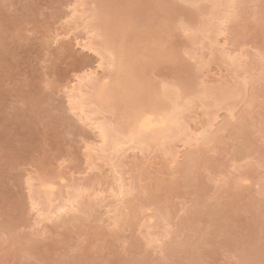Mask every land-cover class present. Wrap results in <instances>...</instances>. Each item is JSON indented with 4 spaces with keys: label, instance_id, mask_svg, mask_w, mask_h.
<instances>
[{
    "label": "rangeland",
    "instance_id": "374dc122",
    "mask_svg": "<svg viewBox=\"0 0 264 264\" xmlns=\"http://www.w3.org/2000/svg\"><path fill=\"white\" fill-rule=\"evenodd\" d=\"M213 2L0 0V264H264V0L232 1L225 33L216 23L199 38ZM109 48L131 66L110 65ZM122 83L139 87L122 93L128 105L112 92ZM220 83L240 94L197 96ZM107 84L122 109L108 93L99 110ZM168 85L184 95L190 134L102 153L94 123L121 130L135 106L168 105ZM121 174L134 189L114 196ZM45 179L59 181L53 203ZM76 192L80 202L59 214Z\"/></svg>",
    "mask_w": 264,
    "mask_h": 264
},
{
    "label": "bare ground",
    "instance_id": "6f19581e",
    "mask_svg": "<svg viewBox=\"0 0 264 264\" xmlns=\"http://www.w3.org/2000/svg\"><path fill=\"white\" fill-rule=\"evenodd\" d=\"M201 1V0H200ZM207 1V0H206ZM218 2V0H214V7L215 8H217V10H216V12H214V13H212V17H211V19L209 18V20H207V22H206V20L204 21V22H206L205 24H202L201 22V26L203 27V31H202V33H201V30H200V32H198V33H201V35H203V36H200L199 38H201V37H204V34L205 35H209V33H210V31H212L213 29H212V27L213 26H216L215 24L217 23V24H219V25H217L216 27H215V29L217 30V27L219 26V28H218V30L217 31H215L214 30V32H219L217 35H222L223 34V32L225 33V31H226V26L227 25H224V24H227V22H225L226 21V19L227 18H230V14L232 15L233 14V12L235 11V9L233 10V3H235L234 1L235 0H229L228 1V3H224V1L225 0H222L221 1V3L220 2ZM232 1H233V3H232ZM239 1V0H238ZM192 2V1H191ZM199 2V1H198ZM216 4H218L219 6L217 7L216 6ZM223 4V8H220V5H222ZM238 4V3H237ZM239 5V4H238ZM209 7H210V5H209ZM222 7V6H221ZM235 7V6H234ZM104 8V7H103ZM112 8V7H111ZM110 8V10H113V8L111 9ZM212 8V7H211ZM105 9V8H104ZM202 10H203V8H202ZM206 9H204L203 11H202V13L205 11ZM209 10H211V9H209ZM209 10H208V12H207V10H206V14L208 13V14H211L210 12H209ZM213 10V9H212ZM232 10H233V12H232ZM107 11V13L109 12L108 10H106ZM114 11V10H113ZM220 11L221 12H223V13H220ZM101 12V11H100ZM112 12V11H111ZM102 14V13H101ZM153 14H155V13H153ZM204 14V13H203ZM109 15V14H108ZM111 15V14H110ZM113 15V14H112ZM111 15V16H112ZM102 16H103V14H102ZM204 16V15H203ZM205 16H207V15H205ZM208 16H210V15H208ZM207 16V17H208ZM229 16V17H228ZM104 17H105V14H104ZM154 17V16H153ZM121 18V17H120ZM150 19V18H149ZM215 19V20H214ZM202 20V19H201ZM216 20H218V22H216ZM233 20H235V19H233ZM215 21V22H214ZM202 22H203V20H202ZM203 22V23H204ZM230 22V21H229ZM232 22V21H231ZM199 24V23H198ZM101 25V24H100ZM99 25V26H100ZM193 25H194V22H193ZM102 26H105V30L108 28V26L106 25V23L104 24L103 23V25ZM110 26V25H109ZM117 26V25H116ZM191 26V25H190ZM189 26V27H190ZM194 26H196V25H194ZM194 26H192V27H194ZM225 26V27H224ZM228 26H229V24H228ZM227 26V27H228ZM98 27V26H97ZM112 27V26H111ZM186 27V26H185ZM192 27H190V28H192ZM102 27H100V30L102 31V29H101ZM110 28V27H109ZM108 28V29H109ZM113 28H114V26H113ZM112 28V29H113ZM214 28V27H213ZM233 28V27H232ZM96 29V28H95ZM118 29V28H117ZM126 29V28H125ZM193 29V28H192ZM194 29H195V27H194ZM92 30H94V29H92ZM103 30H104V28H103ZM196 31H199V30H197V28L195 29ZM121 31V30H120ZM195 31V32H196ZM89 32H91V31H89ZM110 32V31H109ZM119 32V31H118ZM127 32V31H126ZM194 32V31H193ZM194 32V33H195ZM209 32V33H208ZM213 32V33H214ZM235 32V31H234ZM103 33V32H102ZM124 33V32H123ZM190 33V32H189ZM192 33V32H191ZM194 33L193 34H191L190 36H195L194 35ZM104 34V33H103ZM122 34V33H121ZM212 34V33H211ZM210 34V35H211ZM215 35V34H214ZM106 36H107V34H106ZM115 36L116 35H114L113 36V38H115ZM196 36H197V33H196ZM102 37H104V36H102ZM108 37H109V35H108ZM108 37H107V40H109L110 41V39H112V38H109L108 39ZM119 37V36H118ZM198 37V36H197ZM193 38L194 39V42H195V39H197V40H199L198 38ZM206 37V36H205ZM204 37V38H205ZM208 37V36H207ZM225 37V36H224ZM105 38V37H104ZM103 38V40H105ZM120 38V37H119ZM119 38L117 39V38H115V40L117 39L118 41H119ZM211 38H213V37H211ZM214 38H216V37H214ZM213 38V39H214ZM220 38V37H219ZM191 39V38H190ZM103 40L101 41V42H103ZM116 40V41H117ZM122 40V39H121ZM201 40V39H200ZM216 40V39H215ZM117 41V42H118ZM191 41V40H190ZM201 41H203V40H201ZM114 42V41H113ZM112 42V43H113ZM197 42H199V41H197ZM216 42V41H215ZM110 43H111V41H110ZM109 43V44H110ZM214 43V42H213ZM219 43V42H218ZM100 44V43H99ZM103 44V43H102ZM101 44V45H102ZM123 44V43H122ZM217 44V43H216ZM210 45H213V44H210ZM222 45H224V43L222 44ZM122 46V45H121ZM101 47H103V46H101ZM118 47H119V45H118ZM116 48H117V45H116ZM115 47H114V49H116ZM152 48V47H151ZM151 48H149V49H151ZM222 48V47H221ZM111 48H109L108 50H110ZM120 49V48H119ZM225 49V48H224ZM108 50H105L106 52H108V53H106V54H109L108 55V59H109V61L111 62V63H109L110 65L112 64V66L114 65L115 66V69H117V67H116V65L115 64H118V62L120 61L121 62V64L119 65V68L118 69H120V67H121V70H122V67L125 65V64H127V62H128V59H127V61L125 60L126 58H124V60L126 61H124V60H120V58H119V55H118V58H117V60H116V57H115V60L116 61H118V62H116V61H114L113 59V54L111 53V52H113L112 50H110V51H108ZM153 50V49H152ZM195 50V49H194ZM193 51V50H192ZM229 51V50H228ZM231 51V50H230ZM110 52V53H109ZM117 52H118V50H117ZM227 52V51H226ZM231 52H233V51H231ZM116 53V52H115ZM120 53V52H119ZM156 53H158V52H156ZM196 53V52H195ZM228 53H230V52H227V54H226V56L227 55H229ZM110 54H111V57H110ZM117 54V53H116ZM116 54H115V56H116ZM122 54V53H121ZM120 54V55H121ZM193 54V53H192ZM125 55V54H124ZM158 55V54H157ZM194 55H196V54H194ZM230 55H231V53H230ZM230 55H229V57H230ZM235 56V55H234ZM234 56H232V58L234 57ZM132 57H135V56H132ZM196 57V56H195ZM228 57V58H229ZM112 58V59H111ZM130 58V57H129ZM231 58V57H230ZM121 59H123V58H121ZM136 59V58H135ZM231 60H233V59H230V61ZM115 62L114 64H113V62ZM130 61V60H129ZM132 61V60H131ZM234 61V60H233ZM233 61H231V62H233ZM124 62V63H123ZM133 62V61H132ZM108 63V62H107ZM123 63V64H122ZM129 63V62H128ZM142 63V62H141ZM132 64V63H131ZM123 65V66H122ZM129 65H130V63H129ZM128 64H127V67L129 66ZM111 66V67H112ZM131 66V65H130ZM129 66V67H130ZM133 66V65H132ZM126 67V65L123 67V68H125ZM126 67V68H127ZM138 67V66H137ZM114 68V67H113ZM135 68V67H134ZM115 69H113V70H115ZM126 71V70H125ZM131 71V70H130ZM114 72V71H113ZM129 72V71H128ZM115 73L117 74H121L120 73V70H115ZM111 74L110 76H113V77H115L116 76V74ZM135 73H137L136 71H135ZM122 74H124V72L122 73ZM128 74V73H127ZM126 74V75H127ZM119 75H117L118 77H119ZM129 75H131V74H129ZM138 75V74H137ZM137 75H136V77H137ZM116 76V77H117ZM115 77V78H116ZM117 77V81L118 80H120V78H118ZM128 77V76H127ZM133 77H134V75H133ZM140 77V76H139ZM113 79V81L115 82L114 84H112L113 83V81H112V83L110 84V85H115L116 84V86L118 85L116 82V79ZM130 78V77H129ZM122 79V78H121ZM126 79V78H125ZM137 79V78H136ZM140 79V78H139ZM95 80V79H94ZM131 80V79H130ZM130 80H128V81H130ZM143 80V79H142ZM91 81V80H90ZM134 81V80H133ZM225 81V80H224ZM93 82H96V81H93ZM92 82V83H93ZM111 82V81H110ZM121 82H124V80L122 79V81L120 80V83ZM126 82V81H125ZM124 82V83H125ZM226 82V81H225ZM119 83V82H118ZM124 83H122L121 85L122 86H119V87H116L115 88V86H113V88H115L116 90H113V89H111L110 88V86H109V84H107L106 86H104L103 85V87L104 88H106L105 90H104V88L102 87L100 90H98L97 89V91H96V94H95V97L96 98H94V99H96L97 101H98V103H97V105H98V107H100V111H101V106H103V105H105L111 98L109 97L112 93H111V90H113L112 92L113 93H118L119 91H118V89H120L121 91V95L118 97V98H120L119 100H121V101H123L122 103H125L124 102V100H122V96L124 97V98H126L125 97V95L127 96V94H130L131 95V90H130V88L132 87H128V90H127V92L125 91V90H123V89H121L120 87H125V86H128L129 84L128 83H130V82H127V84L125 85V86H123L124 85ZM135 83V82H134ZM137 83V82H136ZM234 84V83H233ZM237 84V83H236ZM132 85H133V83H132ZM137 86H138V83L136 84ZM214 85V84H213ZM245 85V84H244ZM134 87V85H133V92H134V90L136 89L137 90V88L139 89V87ZM149 86H150V84H149ZM172 86V85H171ZM176 86V85H175ZM202 86V85H201ZM200 86V87H201ZM215 86H217L215 89H214V87ZM214 87H211L210 86V88H208V89H210V91H206V93L204 94V93H202V92H204L205 90H207L206 89V87H203V89H205V90H202L201 89V91H198L197 92V96L199 97V95H200V97H202L204 100L205 99H207L206 97H208V99L210 98V99H212V101H214L215 103H218V102H221V103H224V101L225 100H229V98H232L233 97V99H234V97L235 96H237L238 94H240V91L241 90H239L238 89V85H229V83H227V84H223V83H220V85L218 84V85H215ZM234 86V87H233ZM95 87V86H94ZM177 87H179L178 85H177ZM98 88V87H97ZM110 88V89H109ZM164 88V87H163ZM168 88V89H167ZM167 88H165V90H166V94L168 95L166 98H170L171 97V101H170V99L169 100H167V101H169V103H171V106L170 107H168V105H169V103H167L168 105H162V103H160V104H158V107L157 106H155V105H153L152 103H151V106H149L147 109H145V108H143V109H141V107L140 106H135V108H133V111H131V113L133 114H131V113H129L131 116L129 117V115L128 114H126V116L128 115V117H125L124 116V114H125V112L126 111H124L121 115L122 116H124L125 118H126V121H128V123H129V125L127 124V123H125L124 122V120H122V118L119 120V121H121V124L123 123V124H125L124 125V128L122 129L121 128V130L120 129H118V128H116L118 125V123H114L113 125H117L116 127H111V124H109L110 123V121L111 120H109V122H107V123H105V122H103V121H99V122H97V124H95L94 123V125H95V129H97V131L98 132H96L97 134H98V137L100 138V140L99 141H101V147L103 148H101V151H102V153L105 151V149H104V145H109L108 146V148L106 149V151L107 152H104V154H106V153H109V154H117V153H115L114 151H117V150H122L121 149V146L123 145V144H127V143H133V142H135V143H138L137 145H142V143H143V145L145 146L146 145V143H144V142H148V141H150V142H154V141H159V144L161 143V141L164 143V141L167 143V141L166 140H171V139H175V137H179V134H181V133H185V132H187L188 131V133L190 134V131H191V129H190V126H189V128H188V126L187 125H184V123L182 122V118H181V116H183L182 114H183V108H184V106H183V104H182V98H184V97H181L180 98V95H182V91H180V93H179V91H178V89H176V87L175 88H169V85L167 86ZM180 88V87H179ZM241 88V87H240ZM95 89V88H94ZM127 89V88H126ZM170 89H172V90H170ZM183 89H184V87H183ZM192 89V88H191ZM196 89V88H195ZM214 89V90H213ZM242 89V88H241ZM96 90V89H95ZM108 90H109V92H108ZM187 92H186V91ZM185 90H183V92H186V93H188V97H189V95H190V93L188 92V90L187 89H185ZM199 90H200V88H199ZM243 90V89H242ZM80 89H79V93H80ZM129 91H131L130 93H129ZM144 91V90H143ZM245 91V90H244ZM243 91V92H244ZM119 92V93H120ZM124 92V93H123ZM132 92V93H133ZM199 92H201V94L199 93ZM78 93V97L76 96V95H74V97L76 98H79L82 94L80 93L79 94ZM83 93V92H82ZM93 93H95V92H93ZM107 93V94H106ZM108 93H111L109 96H108ZM122 93H123V95H122ZM137 93H140V92H137ZM136 93V94H137ZM162 93V91H160V94ZM186 93H184V94H186ZM192 93V92H191ZM160 94H158L159 96H160ZM206 94H207V96H206ZM241 94H243V93H241ZM83 95H84V93H83ZM82 95V96H83ZM94 95V94H93ZM130 95H128V96H130ZM146 95H148V94H146ZM153 95V94H152ZM152 95H149V96H151L150 98H148L147 99V97H145L146 99L145 100H148V103L150 102V100L149 99H153L152 98ZM187 95V94H186ZM185 95V96H186ZM192 95V94H191ZM204 95V96H203ZM71 96H73V95H71ZM82 96L79 98V99H77V101L79 100L80 102H81V98H82ZM112 96V99H111V103L113 102L115 105H118L117 107L119 108V109H122V107L121 106H123L121 103V105H119V100H118V98L116 99L115 98V96H113V94L111 95ZM134 96V95H133ZM173 96V97H172ZM182 96H184V95H182ZM73 98V97H72ZM115 98V99H114ZM157 99H158V97H156ZM75 99V100H76ZM113 99H114V101H113ZM131 99H135V98H130V100ZM142 99V98H141ZM179 99H181V100H179ZM192 99V98H191ZM203 99H201L200 100V102H202V100ZM75 100H74V98H73V100H72V104L74 103V104H76L75 103ZM95 100V101H96ZM116 100V101H115ZM138 100V99H137ZM136 100V101H137ZM159 100V99H158ZM185 100V99H184ZM203 100V101H204ZM227 100V101H228ZM76 101V102H77ZM126 101V100H125ZM153 101H154V99H153ZM164 101V100H163ZM179 101H181V103L179 102ZM186 102L185 103H187V100H185ZM193 101V100H192ZM199 101V100H198ZM212 101H210L209 103L210 104H214V103H211ZM156 102V104L158 103L157 101H155ZM207 102V101H206ZM112 103V104H113ZM129 103H131V105H132V101L131 102H129ZM138 103V102H137ZM147 103V101H146V104H148ZM111 104V105H112ZM113 104V105H114ZM136 104V103H135ZM141 104V103H140ZM139 104V105H140ZM202 104H205L204 102H202ZM210 104H209V106H210ZM83 105H84V103L83 102H81V104H78V110L80 109V111H81V113L83 114L84 112H83V110H84V108H83ZM125 105H128V103L126 104L125 103ZM124 105V106H125ZM130 105V106H131ZM208 105V104H207ZM207 105H205V107L207 106ZM106 106V105H105ZM130 106H129V108H130ZM133 106V105H132ZM162 106V107H161ZM163 106H166V108H163ZM108 108H109V106H107ZM116 107V108H117ZM142 107H145V105L143 104L142 105ZM168 107V108H167ZM110 108H112V107H110ZM128 108V107H127ZM127 108H126V110H127ZM98 109V108H97ZM114 109V108H113ZM132 109V108H131ZM134 109H135V111H134ZM137 109H139V111H136ZM141 109V110H140ZM118 110V109H117ZM125 110V109H124ZM119 112H120V110H118ZM123 111V110H122ZM128 111H129V109H128ZM96 112V111H95ZM98 113V112H97ZM126 113H128V112H126ZM85 116H87V115H85ZM121 116V117H122ZM216 118H217V116H215ZM87 118V117H86ZM88 118L90 119L91 117H89V115H88ZM88 119V120H89ZM116 119H119V118H117L116 117ZM124 119V118H123ZM130 119V120H129ZM105 120V119H104ZM108 121V120H107ZM116 121V120H115ZM93 122V121H92ZM102 122V123H101ZM112 122H114V120L112 121ZM126 127V128H125ZM113 128H115V129H113ZM119 128H120V123H119ZM117 129V130H116ZM193 131V130H192ZM188 137H189V135L188 134H186ZM203 135H204V133H203ZM171 138V139H170ZM189 138H193V137H189ZM199 138H200V136H199ZM199 138H197L198 140H199ZM203 138V137H202ZM195 140V139H194ZM98 141V142H99ZM200 141V140H199ZM150 142H148V144L150 143ZM196 143V142H195ZM102 144H103V146H102ZM151 144V143H150ZM149 144V145H150ZM158 144V145H159ZM142 145V146H143ZM164 145V144H163ZM166 145V144H165ZM91 147V146H90ZM95 147V146H94ZM118 148H120V149H118ZM91 149V148H90ZM94 149H96L97 150V148H94ZM99 150V149H98ZM108 150H111V151H113V152H111V151H108ZM93 151V150H92ZM100 153V152H99ZM103 154V155H104ZM114 154H113V156H110V157H112V159H113V157H114ZM101 157V156H100ZM117 158V157H116ZM108 158H106V160H107ZM110 161V160H109ZM112 161V160H111ZM108 162V161H107ZM109 163V162H108ZM110 164V163H109ZM112 164V163H111ZM110 164V165H111ZM117 165V164H116ZM118 166V165H117ZM116 166V167H117ZM114 169H117V168H115L114 167ZM119 170V169H118ZM118 170H116V171H118ZM119 172V171H118ZM120 173H121V170H120ZM124 175V174H123ZM122 174L119 176L118 175V177H117V188H116V191H115V189H113V192H114V196H115V194L117 193V194H119V195H123V193L124 192H126L127 190H129V188H133L132 187V184H127V181L125 182V180H123L124 178H122V176H123ZM58 178V177H57ZM44 179V178H43ZM53 179H55L54 177H53ZM61 179V178H60ZM42 180V179H41ZM46 181H42L41 182V190L43 191V193H44V195L46 196H44L45 198V200L46 201H48V203H51V201H52V203H53V200H54V197H53V199L51 198V194L52 193H56V191H54L53 192V190H56V188H58L57 186H55V183L56 184H58V182H55V180L53 181H51V180H47V179H45ZM136 181V180H135ZM137 181H138V179H137ZM114 182V181H113ZM129 182V181H128ZM64 183V182H63ZM136 183H134V185H135ZM116 185V184H115ZM56 187V188H55ZM81 187V186H80ZM55 188V189H54ZM134 189V188H133ZM75 190H77V189H75ZM112 190V189H111ZM80 191H82V189L80 190ZM130 191H131V189H130ZM42 193V192H41ZM80 193V192H79ZM79 193H75V194H77V195H75L76 197H70L69 199H67V202H68V204H66V207H65V203H63L64 205H62V204H60L59 205V209H58V213L59 212H62V210L64 211V210H66L67 208H73V204L74 203H79L80 201V199L82 198V195H80V194H83L82 192L79 194ZM53 195V194H52ZM124 196V195H123ZM43 197V196H42ZM79 197H80V199H79ZM73 199V200H72ZM68 200H71L70 202L68 201ZM43 203V202H42ZM47 203V204H48ZM76 203V204H77ZM62 205V206H61ZM69 207H68V206ZM48 206L50 207V204H48ZM47 207V206H46ZM64 208H66V209H64ZM75 208V207H74ZM56 214V213H55ZM60 214V213H59ZM56 216V215H55ZM59 216V215H58Z\"/></svg>",
    "mask_w": 264,
    "mask_h": 264
}]
</instances>
